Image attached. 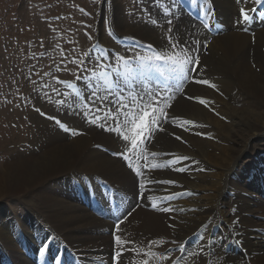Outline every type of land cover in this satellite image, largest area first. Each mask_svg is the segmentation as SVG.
<instances>
[{"label":"bare ground","instance_id":"obj_1","mask_svg":"<svg viewBox=\"0 0 264 264\" xmlns=\"http://www.w3.org/2000/svg\"><path fill=\"white\" fill-rule=\"evenodd\" d=\"M177 1L182 0L170 1L183 19L175 25L176 48L161 44L158 33L148 25L126 26L118 13V0L114 5L117 29L125 33L127 27L135 42L151 45L156 53L199 59L198 68L195 63L186 65L197 70L187 72L189 83H183V91L175 90L169 66L160 64L168 85L173 84L167 95L174 98L166 109L167 119L160 123L163 130L154 131L144 145L148 153L157 155L147 156L145 169L143 158L139 159L143 177L121 156L113 155L126 150L125 142L106 130L115 124L105 121L104 111L97 112V108H115L117 94L127 98L129 90L138 86L139 78L119 64L114 69L121 72L114 81L119 86L115 95L101 101L108 92L92 89L96 93L93 103L92 94L82 89L77 108L62 112L61 119L79 134L65 131L54 121L44 123L40 133L46 139L39 141V148L15 152L0 166V264H57L56 257H60L59 264H142L145 259L149 264H171L172 260L177 264H264V3L187 0L182 8ZM188 7H193L192 12ZM241 8L251 10L252 18L237 23ZM194 15L207 20L213 32ZM135 64L152 92L169 89L153 81L154 68ZM114 71L109 70L110 76ZM110 76H98L100 83H109ZM201 80L209 84L196 82ZM219 82L224 83L217 88L221 93L208 89ZM236 92L243 93V99ZM93 115L100 117L96 123L89 122ZM193 116L201 117L198 120L206 125L195 126ZM186 117L192 123L185 124ZM99 121L108 125L103 128ZM205 133L211 139H202ZM249 136L243 148L236 147ZM168 157L187 159L152 173V164ZM133 163H137L135 155ZM181 168L184 171L177 170ZM85 176L93 185L100 182L94 197L88 198L89 184L81 183ZM166 180L175 183L154 182ZM106 182L113 185L115 206L108 201L102 185ZM141 183L147 184L143 190ZM126 233L133 235L131 240L117 243L115 237ZM44 244L48 248L41 256ZM148 251L156 255L145 256Z\"/></svg>","mask_w":264,"mask_h":264},{"label":"rangeland","instance_id":"obj_2","mask_svg":"<svg viewBox=\"0 0 264 264\" xmlns=\"http://www.w3.org/2000/svg\"><path fill=\"white\" fill-rule=\"evenodd\" d=\"M170 1L118 0L120 3L118 13L125 19L126 26L141 24L152 27L158 33L159 42L164 45L170 43L169 36L173 38L174 33L178 32L175 25L183 21L180 14H176ZM182 2L188 3L187 0H182L179 5ZM114 5L115 0H0V166L15 152L26 153L39 148L41 145L39 141L43 142L46 139L40 133L41 129L45 127L44 123L47 126L50 125V122L53 123L59 119L61 123L71 129V125L68 122L65 123L61 117L68 113L69 109L77 108V102L80 101L83 94L82 89L87 92L84 91L86 95L92 94L94 91L97 93V90L109 92L106 87L108 83L103 81L100 83L98 76L92 77L93 72H101L100 64L110 65V67L104 68L108 73L109 70L114 71L116 65L120 64L117 56L135 60L137 56H141V53L150 51L148 47L139 46L140 43L137 45L134 42V35L127 31V27L124 28L126 30H123L125 33H121L117 29L116 23L118 22L115 18ZM181 6L184 8L183 4ZM182 17L184 18V16ZM198 22L205 27L201 21ZM133 69L135 71L133 70L131 75L138 77L139 82L138 86L132 87L133 90L129 91L133 95L136 93L142 95L144 92L151 91L141 75L136 72V68ZM120 73L116 69L111 76L109 74L111 79L109 83L113 84L116 78L119 79L117 75ZM78 77L83 78L78 79ZM187 81L188 79L184 81L185 86L189 83ZM69 84L73 87H69ZM114 84L111 91L115 95L119 86ZM223 84L219 82L217 87L208 89L217 90ZM102 85L106 86L100 87ZM168 86L166 88L170 89L173 84L170 83ZM191 86H195V83H192ZM217 92L221 93L218 90ZM236 94L243 99V93L236 92ZM61 101L64 103L65 110ZM57 108L61 110L58 112ZM50 117H55V120ZM199 118L201 117L193 116L195 126L204 127L206 123H203V120H198ZM185 119L191 121L192 118L186 117ZM99 122L97 124L100 126L101 124L108 125L105 121ZM71 133L73 134V131ZM201 138L206 141L211 139V135L205 133L201 135ZM248 140H251L250 136L247 139L242 138L236 147L243 148ZM35 142L38 145H35ZM102 147L108 149L106 146ZM179 162V159L174 161L172 157H168L166 161H158L153 164L167 165L166 169H169ZM148 163V159H142L144 169ZM150 170L153 173L156 169L153 170L151 167ZM87 179L88 181H86ZM81 180H79L81 183L89 184L88 198L97 195L96 185L100 182L93 185L94 182L89 176H85ZM147 181L149 182L148 178ZM78 183H76L77 187L80 185ZM102 185L107 190L109 197V190L113 185L108 182ZM108 201L111 204L110 197ZM91 202H96V200H91ZM151 209L155 208L151 207ZM132 236L126 233L119 237L121 243L122 241L128 243Z\"/></svg>","mask_w":264,"mask_h":264},{"label":"snow or ice","instance_id":"obj_3","mask_svg":"<svg viewBox=\"0 0 264 264\" xmlns=\"http://www.w3.org/2000/svg\"><path fill=\"white\" fill-rule=\"evenodd\" d=\"M242 0H237V3H241ZM256 3H264V0H255ZM254 10V9H253ZM248 9L241 8L240 9V20L237 23H244L249 21L252 17L249 15ZM155 23V21H153ZM171 23V21H169ZM247 31V28L243 29ZM169 42L173 48L178 46V42H173V38L171 36L168 37ZM151 47V45H149ZM102 59V57H101ZM117 60L119 61L120 65L124 68L126 72H132L133 69L130 67L132 61L131 59H126L123 56H117ZM136 60L139 62L141 67H151L154 68L157 72H161L160 64H165L169 66V71L174 74V78L176 80L175 90L176 91H183V83L187 79V72L194 71L197 69H187L186 65L195 63L198 68L199 59L198 57H189L185 55H173L169 56L168 54H161L156 53L152 56H137ZM99 67L101 69L110 67V65L100 64ZM161 74H163L161 72ZM109 73L101 71L100 73L93 72L92 77H107ZM83 77H78V79ZM91 78V77H90ZM197 83L209 84V81L201 80L196 81ZM215 87V85H211ZM69 87H73V85L69 84ZM109 92L108 96L100 97V100H106L109 96H112V83H108L107 85ZM170 89H165L163 92H152L147 91L144 92L142 95L137 93L133 95L131 92L129 96L126 98L122 94H117L115 97V108L106 107L105 109L97 108V112L104 111V119L107 122L108 120H112L115 124V127L107 126L106 130L109 132L117 133L118 137L125 142L126 150L123 152L113 153V155H119L122 157L124 161L127 162L128 167L132 169L137 176L143 177L144 173L140 170L138 161L139 159L143 158L147 160V156L151 155L155 157L157 153H148L147 148L144 146L147 141L152 139L153 133L156 130L162 131V128H159L160 123L167 119V112L171 105L169 101L174 97L167 95V92ZM78 95V93H77ZM96 93H92V97L89 98L95 103ZM125 99L128 100L125 103ZM201 104H207V101L203 98H198ZM63 103V101H61ZM111 103V101H110ZM91 115V113H89ZM51 119L55 120V117H50ZM97 117L95 115L92 116V119L89 120L90 123H96ZM56 123L63 128L65 131H70L67 125L61 123V121L56 120ZM185 124L192 123L191 121H185ZM101 127H105V125H101ZM73 134H79L74 130ZM176 139H181L180 137H176ZM130 144L131 147H127ZM135 155L137 163H133V156ZM178 159H187V157H179ZM171 163V162H169ZM167 165L161 164H152V169L155 170L160 167H166ZM178 171H184L183 168L177 169ZM158 183H165V184H173L175 181L173 180H166V181H154ZM140 188L143 190L145 188V184L141 183ZM143 194V193H141ZM170 199L171 197H167ZM155 207V205H153ZM171 208H164L163 211H171ZM234 223H238V221H234ZM117 243H121V238L119 236L115 237ZM163 242V241H161ZM155 243V242H152ZM172 243H176V241H172ZM48 245L44 244L40 249L41 256H44L47 251ZM117 257L121 255L120 252L116 253ZM145 256H155L156 253L148 252L144 254ZM161 259H168V257L161 256ZM57 264H59L60 257H56ZM142 264H149L147 259L143 260ZM171 264H177L176 260H172Z\"/></svg>","mask_w":264,"mask_h":264}]
</instances>
